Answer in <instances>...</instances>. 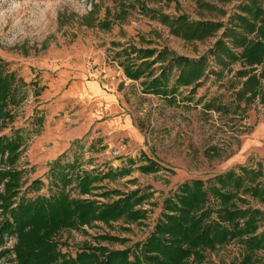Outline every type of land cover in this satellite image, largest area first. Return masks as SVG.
<instances>
[{
    "label": "rangeland",
    "instance_id": "374dc122",
    "mask_svg": "<svg viewBox=\"0 0 264 264\" xmlns=\"http://www.w3.org/2000/svg\"><path fill=\"white\" fill-rule=\"evenodd\" d=\"M142 1L163 13L183 12L192 19L225 23L236 5L245 0ZM5 2L0 0V6ZM106 7L111 18L117 8L113 0H40L25 8L21 26L14 27L11 20L0 23V59L5 70L13 71L23 83L16 91L21 98L9 105L11 120L0 124V133L21 136L15 161L22 169L18 193L33 196L53 191L61 181L49 172L55 157L61 163L75 161L66 171L71 180L65 187L71 195L105 200L98 191L138 187L150 192L142 203L145 217L139 222L116 220L107 226L96 220L59 229L54 236L60 250L69 254L85 241L94 242L93 236L103 231L127 237L123 243L100 241L108 247L143 239L159 215L162 198L185 179H206L245 165L261 170L258 179L264 185V104L258 98L245 102L234 97L243 78L235 74L239 61L229 63L220 75L206 72L193 92L190 86L180 87L178 102L169 103L143 91L144 77L124 75L113 56L115 49L128 42L197 56L207 52L222 27L202 40H184L134 4L127 8L124 19L100 28L96 19L103 17ZM209 62L211 68H218L210 55ZM261 87L264 90V77ZM207 101L215 106H205ZM128 158L134 162L129 163ZM147 158L155 161L156 170L138 169L137 164ZM124 164L130 168L128 173L103 178L91 192L78 193L75 173ZM35 178L40 181L37 189L31 186ZM246 198V204L264 214V202ZM261 229L264 216L258 226ZM13 239L9 237L5 244L11 245ZM241 247L232 239L204 249L199 260L189 256L183 264H237L242 258ZM10 257L6 254L0 264H10ZM253 257V264H264V248Z\"/></svg>",
    "mask_w": 264,
    "mask_h": 264
},
{
    "label": "trees",
    "instance_id": "16d2710c",
    "mask_svg": "<svg viewBox=\"0 0 264 264\" xmlns=\"http://www.w3.org/2000/svg\"><path fill=\"white\" fill-rule=\"evenodd\" d=\"M113 1L117 8L111 13L112 17H107L109 10L106 7L103 17L96 19L100 28H109L112 22L124 19L127 8L134 4L140 12L158 19L170 33L184 40H202L222 27L207 52L197 56L176 53L165 46L156 48L129 42L115 49L113 56L124 75L144 77L141 81L143 91L176 103L180 87L190 86L189 91L193 92L206 72L220 75L229 63L239 61L240 67L235 74L243 78L233 91L234 97L245 102L258 98L264 104L261 87L264 77V0L238 3L225 23L208 18L192 19L183 12L163 13L145 5L142 0ZM209 55L217 69L210 67ZM21 84L13 71L5 70L0 59V124L11 120L13 114L9 105L16 104L21 98L16 95ZM204 104L207 107L214 105L209 101ZM20 143L21 136L17 132L0 133V259L11 254L10 264H183L189 256L199 260L204 249L232 239L242 246V258L237 264H253V254L264 248V229L258 230L263 211L246 204V195L264 202V185L258 179L261 170L237 165L206 179L194 177L179 182L162 198L159 215L141 240L123 247H108L100 241L123 243L127 237L103 231L93 236L94 242H83L74 254L61 251L54 236L59 229L78 227L82 223L88 225L96 220L107 226L116 220L125 224L139 222L145 217L146 209L142 203L148 200L150 192L138 187L126 191L102 189L97 194L105 200L71 195L65 187L71 180L66 171L74 167L75 161L61 163L55 157L49 163V172L61 180L54 183L55 189L49 194H19L22 169L15 166V161ZM128 162H134V159L128 158ZM137 167L148 172L156 170L157 164L147 158ZM129 169L124 164L75 173L78 193L91 192L103 178L122 176ZM39 184L37 178L31 182L36 189ZM122 228L128 229L124 225ZM9 237L14 239L8 246L5 242Z\"/></svg>",
    "mask_w": 264,
    "mask_h": 264
},
{
    "label": "clouds",
    "instance_id": "9594fccd",
    "mask_svg": "<svg viewBox=\"0 0 264 264\" xmlns=\"http://www.w3.org/2000/svg\"><path fill=\"white\" fill-rule=\"evenodd\" d=\"M40 0H6L0 6V23L7 24L12 21L14 27H19L24 22V10L31 3L38 5Z\"/></svg>",
    "mask_w": 264,
    "mask_h": 264
}]
</instances>
